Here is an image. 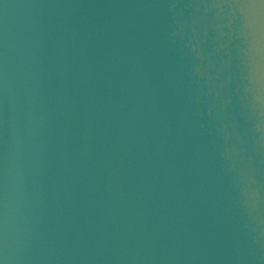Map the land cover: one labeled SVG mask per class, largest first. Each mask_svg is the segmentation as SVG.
<instances>
[{
  "label": "water",
  "instance_id": "1",
  "mask_svg": "<svg viewBox=\"0 0 264 264\" xmlns=\"http://www.w3.org/2000/svg\"><path fill=\"white\" fill-rule=\"evenodd\" d=\"M214 0H0L4 264H264V108Z\"/></svg>",
  "mask_w": 264,
  "mask_h": 264
},
{
  "label": "snow or ice",
  "instance_id": "2",
  "mask_svg": "<svg viewBox=\"0 0 264 264\" xmlns=\"http://www.w3.org/2000/svg\"><path fill=\"white\" fill-rule=\"evenodd\" d=\"M213 6L237 11L240 27L248 40L254 100L264 108V0H214ZM0 264H4L3 259Z\"/></svg>",
  "mask_w": 264,
  "mask_h": 264
}]
</instances>
